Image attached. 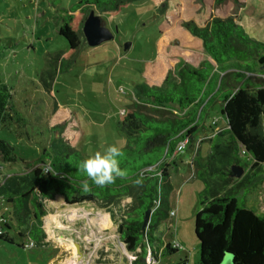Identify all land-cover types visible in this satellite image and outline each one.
I'll use <instances>...</instances> for the list:
<instances>
[{"label": "rangeland", "instance_id": "1", "mask_svg": "<svg viewBox=\"0 0 264 264\" xmlns=\"http://www.w3.org/2000/svg\"><path fill=\"white\" fill-rule=\"evenodd\" d=\"M77 1L0 0V80L12 90L13 102L27 120L26 135L1 127L0 137L15 144L18 156L25 160L38 157L53 137L68 140L83 157L102 152L108 145L124 144L125 137L116 122L132 102L133 86L146 79L155 81V66L161 65L163 74L178 57L195 65L209 58L182 22L199 23L208 14H237L236 22L250 37L264 39V0H238L243 4L239 8L231 0L218 6L213 0H140L116 16H103L113 32L111 40L97 46L82 43L66 61L61 54L67 43L58 28L65 12ZM260 72L246 76L253 82L257 78L264 80V73ZM218 116L219 104L214 103L206 123ZM224 126L219 119L216 127L202 130L176 156L178 169L170 170L175 216L170 218V225L166 218L153 234L157 242L151 241L147 248L145 264H199V243L193 224L199 192L205 184L193 176L188 161L198 151L200 162L205 164L211 152L209 138ZM238 156L249 162L246 154L239 152ZM0 165V176L23 170L19 161ZM216 167H221L220 160ZM242 168L241 176L233 177L228 186L243 181V187L235 189L238 204L264 215V163L255 174L248 165ZM212 179L222 182L215 173ZM129 202L130 198H124L107 206L95 201L69 205L60 195L45 199L42 244L26 247L28 238L18 235L20 229L9 221L11 228L7 233L13 243L0 242V264H133L141 250L127 251L117 232ZM59 237L72 240L77 249L68 242L56 241ZM170 240H176L181 248L167 255L162 248ZM229 262L225 256L221 264Z\"/></svg>", "mask_w": 264, "mask_h": 264}, {"label": "trees", "instance_id": "2", "mask_svg": "<svg viewBox=\"0 0 264 264\" xmlns=\"http://www.w3.org/2000/svg\"><path fill=\"white\" fill-rule=\"evenodd\" d=\"M136 1L140 0H78L65 12L58 28L67 43L61 57L69 61L85 43L81 27L90 9L102 16H116ZM224 1L213 0L215 6ZM231 1L236 8L243 5ZM237 17L208 14L199 23L182 22L209 58L195 65L178 57L163 74V67L155 66V81L146 79L133 86L132 102L116 122L125 137L118 158L125 175L113 184L103 188L92 184L80 167L89 157L81 156L68 140L53 137L38 157L25 160L18 156L15 144L0 137V162L23 164V170L0 176V196L10 204L7 213H0L5 219L0 242L13 243L7 230L11 228L9 221H14L20 229L18 235L26 236L32 245L42 244L45 199L60 195L69 205L95 201L107 206L130 198L117 232L127 251L140 248L133 264H145L147 248L156 241L153 234L169 214L170 170L177 169L175 158L179 154L174 153L176 145L187 138V146L202 130L216 127L222 119L224 128L209 138L207 162H200L198 151L189 162L193 176L205 184L199 192L193 224L199 264H221L225 256H229V264H264V215L238 204L235 189L243 187V181L228 186L234 180L231 164L248 165L255 174L264 163V80L253 82L246 76L264 73V39L250 37L236 22ZM11 91L0 80V128L17 129L26 135L27 120L13 102ZM214 103L219 104L217 122L211 124V119L206 123ZM239 152L246 154L249 162L239 159ZM218 160L221 167H216ZM214 173L222 178L221 183L213 181ZM137 180L141 182L137 184ZM85 181L90 186L88 193L81 191ZM147 209L151 213L143 234L141 225ZM177 249L166 242L162 252L169 255Z\"/></svg>", "mask_w": 264, "mask_h": 264}, {"label": "clouds", "instance_id": "3", "mask_svg": "<svg viewBox=\"0 0 264 264\" xmlns=\"http://www.w3.org/2000/svg\"><path fill=\"white\" fill-rule=\"evenodd\" d=\"M122 151L115 145H108L102 152L97 151L89 158L81 162V169L90 178L92 184L103 188L106 185H111L117 177L125 175V172L120 167L119 157ZM141 181L137 180L139 184ZM81 191L88 193L90 186L87 181L81 185Z\"/></svg>", "mask_w": 264, "mask_h": 264}, {"label": "water", "instance_id": "4", "mask_svg": "<svg viewBox=\"0 0 264 264\" xmlns=\"http://www.w3.org/2000/svg\"><path fill=\"white\" fill-rule=\"evenodd\" d=\"M82 34L88 46H97L102 42L109 41L113 38V32L106 26L102 15L95 13L94 9H90L82 23ZM128 42L124 43L126 48ZM231 177L238 178L243 172V168L239 164H231ZM151 210L147 209L143 216L141 232L144 234L148 225ZM229 260V256H226Z\"/></svg>", "mask_w": 264, "mask_h": 264}, {"label": "built area", "instance_id": "5", "mask_svg": "<svg viewBox=\"0 0 264 264\" xmlns=\"http://www.w3.org/2000/svg\"><path fill=\"white\" fill-rule=\"evenodd\" d=\"M215 122H217V119H216V118H213V119L211 120V124H213V123H215ZM186 144H187V138H185V139L179 141L178 144H177L176 147H175L174 153H175V154H176V153H181V152L184 150ZM45 170H46V169H45ZM169 214H170V215H173L174 213H173V211H170ZM4 220H5V219L0 215V235H1L2 232H3V224H4ZM28 245L31 246L32 243L29 242ZM171 245H172V247H175V248H178V249L181 248L180 244H179L176 240H171Z\"/></svg>", "mask_w": 264, "mask_h": 264}, {"label": "crops", "instance_id": "6", "mask_svg": "<svg viewBox=\"0 0 264 264\" xmlns=\"http://www.w3.org/2000/svg\"><path fill=\"white\" fill-rule=\"evenodd\" d=\"M190 162V160L188 161V163ZM178 169V168H177ZM7 174H13V171L12 172H6ZM173 188H172V190H171V192H170V195H169V206H171L170 208H169V212L170 211H172V193H173ZM175 192H177V191H175ZM10 209V204L9 203H6L2 198H1V196H0V213H2V212H4V213H7L8 212V210ZM170 215V214H169ZM168 215V217H167V219H170L171 217H174L175 216V213L173 214V215H171V216H169ZM171 219L169 220V222H168V225H170L171 224ZM166 242H171V240L170 241H166ZM165 242V243H166Z\"/></svg>", "mask_w": 264, "mask_h": 264}, {"label": "bare ground", "instance_id": "7", "mask_svg": "<svg viewBox=\"0 0 264 264\" xmlns=\"http://www.w3.org/2000/svg\"><path fill=\"white\" fill-rule=\"evenodd\" d=\"M55 216H57V215H55ZM51 219H52V218H51ZM56 220H57V219H56ZM54 221H55V220H54ZM59 221H60V220H59ZM102 222H103V221H102ZM102 222H101V223H102ZM54 223H55V222H54ZM104 225H105V224H104ZM56 241H58V242L61 243V244H62L63 242H68V244H69V245H72L74 249H77L75 243H74L72 240H70V239H66V238L63 239V237H62V238L59 237ZM56 241H55V242H56Z\"/></svg>", "mask_w": 264, "mask_h": 264}]
</instances>
